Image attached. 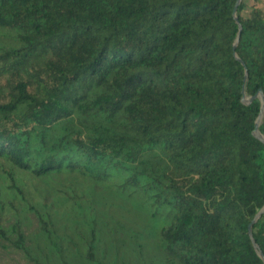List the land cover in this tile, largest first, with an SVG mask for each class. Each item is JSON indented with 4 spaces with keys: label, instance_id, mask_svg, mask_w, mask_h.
Segmentation results:
<instances>
[{
    "label": "trees",
    "instance_id": "1",
    "mask_svg": "<svg viewBox=\"0 0 264 264\" xmlns=\"http://www.w3.org/2000/svg\"><path fill=\"white\" fill-rule=\"evenodd\" d=\"M250 1L234 52L237 0H0V237L86 243L93 262L100 233L132 245L127 226L154 207L163 264H264L249 235L261 100L242 101L264 93V7ZM252 233L264 255V213Z\"/></svg>",
    "mask_w": 264,
    "mask_h": 264
},
{
    "label": "rangeland",
    "instance_id": "2",
    "mask_svg": "<svg viewBox=\"0 0 264 264\" xmlns=\"http://www.w3.org/2000/svg\"><path fill=\"white\" fill-rule=\"evenodd\" d=\"M259 4L264 7V0H260ZM155 212L154 207H149L137 226H127L126 229L135 235L140 231L141 236L135 239V245L122 246L116 236L112 235V231L105 230L100 233L96 259L93 262L87 260L86 243L58 251L42 240H34V243L27 242V250L23 251L16 248L10 239L0 237V264H163L159 255L160 230L167 226L168 222ZM27 220L33 221L29 216ZM32 234L36 235L34 231Z\"/></svg>",
    "mask_w": 264,
    "mask_h": 264
},
{
    "label": "water",
    "instance_id": "3",
    "mask_svg": "<svg viewBox=\"0 0 264 264\" xmlns=\"http://www.w3.org/2000/svg\"><path fill=\"white\" fill-rule=\"evenodd\" d=\"M241 2H242V0H237V4H236V6L234 8V18H235L236 22L239 25V34H238L237 42H236V44L234 46V52H236L237 43H238L241 31H242V26L240 25L238 17H237V10H238V7L241 4ZM235 57L237 58V60H239L244 65V62L241 59H239L236 54H235ZM245 77L247 78V72H246ZM255 98H260V100H261V110H260V114H259V116L257 118V121H256V125H255V129H254L253 135L258 140H260L262 143H264V135L259 130V127L261 125L262 119L264 117V93L262 92V90H260L259 93L257 94V96H255V97H247L246 94H245V91H243V98H242L243 103L248 104L251 101H253ZM263 213H264V206L260 210V212L255 216V218L252 221V223L249 225V235H250V239H251L252 243L254 244L255 249L258 252V255L260 256V258L263 260V263H264V255L259 250V247L255 243L254 237H253V233H252L253 226L260 220V218L263 215Z\"/></svg>",
    "mask_w": 264,
    "mask_h": 264
}]
</instances>
